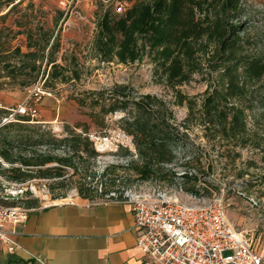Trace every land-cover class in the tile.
I'll return each instance as SVG.
<instances>
[{"label": "trees", "instance_id": "1", "mask_svg": "<svg viewBox=\"0 0 264 264\" xmlns=\"http://www.w3.org/2000/svg\"><path fill=\"white\" fill-rule=\"evenodd\" d=\"M22 3L0 0V10L11 6L2 18ZM28 6L35 9L32 2ZM95 14L90 58L117 64L149 59L154 77L171 91L167 98L116 84L103 91L70 95L90 110L89 116L97 125H104L109 115L124 113L119 123L135 147L119 144L115 155L125 157L126 165L109 164L101 177L115 176L110 182L116 185L122 172L132 171L127 186L180 180L186 191L200 194L201 180L191 166L202 168L207 155L187 131L195 124L203 128V137L213 144L211 148L220 160L236 162L242 156L241 149L253 148L260 150L264 162V135L252 132L248 122V111L263 99L264 56L250 51L244 0H97ZM16 26L23 29L14 32L0 27V91H23L37 85L53 90L83 80L85 67L79 55L64 52L60 56L59 32L41 20L35 25L18 21ZM20 34L26 40L14 44ZM196 75L209 88L202 95L190 96L181 86L196 80ZM180 107L188 110L182 120L177 116ZM83 125H66L60 138L28 115H16L4 124L0 121V171L11 182L48 179L62 185L69 168L76 173L81 167L89 170L102 154L87 130L76 131ZM60 148L63 155L56 153ZM178 150L184 158L191 155L182 163L186 168L183 175L170 167L180 158ZM212 164L210 161L209 166ZM245 182L247 188L264 185V171ZM85 183L88 187L81 191L84 198L92 190L98 192V185ZM101 191V197L110 192L108 188Z\"/></svg>", "mask_w": 264, "mask_h": 264}, {"label": "rangeland", "instance_id": "2", "mask_svg": "<svg viewBox=\"0 0 264 264\" xmlns=\"http://www.w3.org/2000/svg\"><path fill=\"white\" fill-rule=\"evenodd\" d=\"M19 1L16 0V2ZM31 2L35 5V9L28 6ZM244 3L249 21L245 35L252 43L250 51L264 56V0H244ZM10 7L4 6L0 10V27H10L16 32L23 29L16 26L18 21L35 25L41 20L46 27L60 33L62 44L60 56L64 52L79 55L85 67V75L80 82L58 85L56 89L46 90L44 93H39L37 86L23 91H0L1 124H4V121L9 122L18 106L25 104L38 110L35 117L31 116L35 123L47 125L60 138L64 136L63 131L66 125L75 127L79 123H85L86 126H83L86 128L80 126L76 131L87 130L94 139L96 149L102 150V154L89 170L81 167V170L76 173L74 169L69 168L65 182L60 186L52 184L56 182L55 180L48 179H33L16 184L8 180L0 171V205L26 207L27 203L34 201H39L40 204H71L84 199L81 191L88 187L85 181L92 183L94 187L99 186L98 192L92 190L88 199L94 202H106L110 194L123 192V189L129 187L127 185L132 181L130 177L132 171L122 172V177L116 185H111L110 182V179L115 176L110 174L101 177L107 165L113 163L126 165L128 161L123 156L115 155L118 145L129 137L119 123L124 113L109 115L105 118L104 125H97L89 116L90 110L81 107L70 95L83 91H103L116 84H126L139 93H153L167 98L171 97V91L154 77L153 64L149 59L140 63L117 64L115 62L99 63L98 60L90 58L96 32L97 0H23L17 9L6 18H2L1 15L6 14ZM25 40L24 34L17 35L14 44ZM196 78L181 86V89L190 96L202 95L209 88L208 83L201 80L199 75H196ZM260 96L263 99L253 111H248V122L252 132L264 135V87ZM187 113L186 107L177 108L179 120L185 118ZM187 131L192 141L200 145L207 155L203 158L202 168L191 166L194 167L192 171L198 173L201 180L199 186L201 193L206 196L215 194L220 196L226 205V212L231 223L247 233L256 244L264 247V185L247 188L245 182V179H256L264 171L260 150L241 149L242 156L236 162H230L227 158L220 160L217 158V151L211 148L213 144L203 137L204 131L201 126L195 124ZM101 145H105L106 148H100ZM130 147L134 149L135 146L133 144ZM56 153L63 155L64 149L60 148L56 150ZM178 155L179 160L170 167L181 173L186 169L182 164L183 161L191 158V155L187 154L184 158L181 150H178ZM210 161L213 162L211 166H209ZM2 164L7 166L4 162ZM107 188L110 190L109 194L101 197L100 194L104 193L101 189L104 191Z\"/></svg>", "mask_w": 264, "mask_h": 264}, {"label": "built area", "instance_id": "3", "mask_svg": "<svg viewBox=\"0 0 264 264\" xmlns=\"http://www.w3.org/2000/svg\"><path fill=\"white\" fill-rule=\"evenodd\" d=\"M37 87L39 93L46 92L41 85ZM37 112L21 104L9 121L16 115L35 117ZM120 144L132 146V138ZM108 198L106 202L121 200L132 205L137 246L151 264H264V247L231 223L217 194L188 192L180 180L173 184L151 180ZM29 212L28 207L0 205V246L15 249L17 228Z\"/></svg>", "mask_w": 264, "mask_h": 264}, {"label": "crops", "instance_id": "4", "mask_svg": "<svg viewBox=\"0 0 264 264\" xmlns=\"http://www.w3.org/2000/svg\"><path fill=\"white\" fill-rule=\"evenodd\" d=\"M28 204L15 249L0 247L1 264H151L137 246L133 208L125 201Z\"/></svg>", "mask_w": 264, "mask_h": 264}, {"label": "bare ground", "instance_id": "5", "mask_svg": "<svg viewBox=\"0 0 264 264\" xmlns=\"http://www.w3.org/2000/svg\"><path fill=\"white\" fill-rule=\"evenodd\" d=\"M102 147H103V148H106V146H105V145H101V146H100V148H102Z\"/></svg>", "mask_w": 264, "mask_h": 264}]
</instances>
